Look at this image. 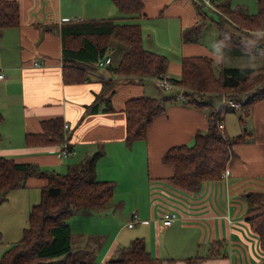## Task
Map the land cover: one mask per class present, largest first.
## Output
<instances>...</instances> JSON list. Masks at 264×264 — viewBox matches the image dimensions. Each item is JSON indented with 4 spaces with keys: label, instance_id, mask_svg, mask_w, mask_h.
Segmentation results:
<instances>
[{
    "label": "crops",
    "instance_id": "crops-1",
    "mask_svg": "<svg viewBox=\"0 0 264 264\" xmlns=\"http://www.w3.org/2000/svg\"><path fill=\"white\" fill-rule=\"evenodd\" d=\"M17 1L20 25L4 29L0 36V74H4L0 78V111L4 114L0 156L35 163L43 168L40 170H54L66 160L58 154L62 144L27 143V134L41 133L42 121L53 117L69 124L65 129L73 155L67 159V171L101 151L96 178L115 181L116 189L109 208L82 210L69 219L78 246L84 237L99 245L96 254L87 250L83 258L76 255L82 264H104L135 238H142L162 264H264V250L248 222L251 213L246 198L249 192L264 193V99L254 104L243 129L224 120L226 137L233 136L224 170L228 175L207 181L195 194L182 191L170 182L175 167L164 162L163 156L170 147L189 145L198 131H206L210 113L191 103L171 104L154 118L147 137L130 146L125 142L126 102L155 94L154 80L117 75L110 68L114 66V49L100 59L110 57L111 63L87 69L84 81H75L79 74L75 68L68 81L64 78L68 68L62 27L72 23L68 21H120L125 16L114 0ZM192 1L144 0V12L135 19L143 29L144 47L169 58L165 77L180 78L186 56L207 55L216 61L221 57L204 53L206 45L201 40L185 41V31L200 20ZM80 40L75 39L72 47H78ZM127 49L124 47L123 54ZM106 99L111 100V108ZM239 135L240 141L234 142ZM41 183L38 177H29L26 187L11 191L0 206L4 249L22 238L30 208L41 199ZM185 199L192 201V206L174 208L180 211L178 219L164 225L157 202L188 204ZM135 212L137 222L129 227ZM214 242L221 247V256L188 262L208 254ZM78 246L73 247L75 253Z\"/></svg>",
    "mask_w": 264,
    "mask_h": 264
},
{
    "label": "trees",
    "instance_id": "trees-1",
    "mask_svg": "<svg viewBox=\"0 0 264 264\" xmlns=\"http://www.w3.org/2000/svg\"><path fill=\"white\" fill-rule=\"evenodd\" d=\"M256 2L257 13H250L247 7L241 5L232 8L231 0H223L216 4L218 7L216 22L220 33L228 35L226 38L234 37L232 42L236 47L234 49H238L237 53H242L243 50L248 52L252 45V40L243 34L264 35V0ZM114 3L126 15L125 18H121L125 19L123 22L117 18L68 21L72 23L62 27L63 57L68 68L64 75L66 81L69 80L71 74L69 72L74 68L79 70V74L74 76L75 81H84L87 76L86 70L96 68L102 61L100 59L108 54L112 37L129 45L118 64L110 67L115 73L140 77L142 78L140 80L144 81L165 76L169 58L144 47L142 26L135 21L144 12V0H114ZM195 3L197 8L202 7V4L196 1ZM20 20L19 2L0 0V30L18 26ZM198 22L185 31L186 42L201 39L203 25L200 22L201 25L197 24ZM237 31L242 36L237 34ZM75 39H81L78 47H72ZM217 40L219 45L223 44L221 35ZM253 49L252 52L259 53L263 52L264 47L261 43H256ZM215 62L213 57L207 55L186 56L182 59L181 77L170 79L184 87L183 94L188 103L206 108L221 99L224 93H233L231 98L245 99L243 114L249 116L254 104L264 99V65L223 66L219 73H216ZM195 91L200 93L199 96ZM244 92L246 95L239 98L237 93ZM174 97L176 96L160 99L139 96L128 99L124 109L127 117L125 142L131 146L136 141L146 138L154 118L165 112L167 104L173 101ZM105 101L111 108V100ZM226 109L230 108L222 106L210 112L208 129L198 131L192 145H176L166 151L163 161L175 167L174 175L170 178L174 187L188 193H197L207 181L222 178L232 151V143L228 139L227 143L224 142L223 136L227 137L224 130L219 128V125L224 123L221 114ZM3 120L4 114L0 111V127ZM66 124L61 117L43 120L41 133L27 134L28 145L63 146L66 140L70 141L69 133L66 132L69 127L66 128ZM241 138L242 135L237 136L234 142H239ZM2 140L0 128V145ZM69 145L72 148L71 143ZM101 156L99 151L69 166L66 172L40 170L35 163L18 162L13 158L0 156V206L11 191L26 187L29 177L36 176L42 181L41 199L30 208L28 225L23 231L22 238L3 251L0 264H64V260L68 264H82L73 251L74 234L69 219L82 210L110 207L116 182L96 178V162ZM246 198L248 211L251 213L248 218L250 229L264 250V193L249 192ZM2 239L3 232L0 230V243ZM216 243L218 242L213 243L208 254L189 258L188 262L195 263L202 259L221 256V247L219 248ZM104 264H162V261L151 254L142 238H135L129 245L118 249Z\"/></svg>",
    "mask_w": 264,
    "mask_h": 264
},
{
    "label": "rangeland",
    "instance_id": "rangeland-1",
    "mask_svg": "<svg viewBox=\"0 0 264 264\" xmlns=\"http://www.w3.org/2000/svg\"><path fill=\"white\" fill-rule=\"evenodd\" d=\"M195 1L197 3L202 4V7H200V8L195 7V8H196L197 12L201 11L200 12L201 17H200V20H199V18H198V20L203 25L202 26L203 27V34H202V38L200 40H201L202 44L206 45V48H205L206 52H204V53L211 55V56H213V54L215 55L217 53L221 56L220 59L217 60L214 64V69H215L216 73H219V71L221 70V68L223 66H239V67H261L262 66L263 67V65H264V50H263V52H259V53H254L252 51L254 50L253 47L256 43L257 44L261 43V46L264 47V35L252 34L249 36V35L243 34L244 37L252 40L251 41L252 45L250 48H248V52H247V50L246 51L243 50L242 53H237L236 50H238V49H234L236 47H234L233 42H232V40H234V37L233 38H226V37H228V35L224 36L222 34V32L220 33V29H219L218 24L216 22L218 19V13H217L218 7L216 4H218L220 1L219 0H193L192 2H194V6H195ZM239 5L247 7L248 10L250 11V13H257L258 12V5H257L256 0H231V7L232 8H234L236 6L238 7ZM123 15L126 16L125 14H123ZM120 21L123 22L124 20L121 19ZM126 21L131 22L132 20H126ZM199 22L197 24H200ZM194 24H195V22L194 23L192 22L191 26H193ZM1 31H3V29L0 30V36L2 34ZM236 33L240 34L242 36V34L239 31H237ZM220 35H221V39L223 40L222 42L225 45H223V44L219 45L218 44L217 39ZM235 39L238 40L239 42H242V40H239L237 37H235ZM115 43H119L123 47L117 48L114 45ZM241 45H242V43H241ZM124 47H129V45L126 43L118 41L115 37L111 38V47H110L108 52H111L112 49H114L116 51L115 53L112 52V54L115 58L113 65L118 64L119 57L124 52V50H123ZM117 75H120V74H117ZM120 76H122L124 78H135V79H139V80L142 79L140 77L127 76V75H123V74H121ZM170 78L171 77H165V76H158V77L150 78V80L153 79L154 82L153 81H149V82H153L155 84V88L157 89V91L155 92V94L149 93V95H147V96L164 99L166 97L173 96V94H174V96H176V97H174L173 101H171L167 104V107H169V105L174 104L176 102H179L181 104L186 103L185 105L190 104L187 101H182V99H180V94L182 93V91H184V87L180 86L176 83H173ZM159 79H161V81H159V83H158ZM164 79L169 82V84H170L169 89H166V87H164L162 85L159 86V84L164 83ZM195 93L197 94V96H199L198 94H200L197 91H195ZM231 94L233 95V93H231ZM231 94L224 93L223 95L231 96ZM237 94H238L239 98H241L242 96L244 97L246 95L245 92L244 93H237ZM177 97H178V99H177ZM259 97H260V94H259ZM188 100L192 101L190 98H188ZM244 101H245V99H244ZM221 107H222L221 99H218L214 102V104L212 106L206 107V108H204V110H206L207 113H210L212 110L214 111V110L220 109ZM243 113H245L243 110L241 113V111H238V110L226 109L225 111L222 112L221 115H222V118H224V120L226 122L231 123V124L233 122H236V124L241 126L242 123L243 124L247 123V119H248V116L244 115ZM242 116H243V118H242ZM243 128H244V126L240 127V129H243ZM232 137L233 136H229V139H228V138H225L223 136V139L225 140L224 142L227 143L229 141L232 143V141H233ZM226 139H228V141ZM193 143H194V141L189 145H192ZM71 156H69V157H71ZM68 158H65L66 160H62L60 165L56 166L54 168V170L60 171V172L67 171V165L69 164V162L67 160ZM40 169H43V168L40 167ZM48 170L51 171L53 169L50 168ZM227 175L228 174L225 171L221 179H224ZM185 200H188V199H185ZM188 201H190V200H188ZM175 202H176V200L159 201V202H157L158 209L162 212L163 210L169 209V208H178L179 209V207H180V209L181 208H187L188 209L192 206V201H190L188 204L183 203L182 201H178L177 202L178 205ZM80 242H81V244L78 246L77 239L74 240V246L79 247L76 250V255H79L80 258H83L82 255H83V253H86L87 250H90L92 253L94 252L95 254L98 252L99 245H96L95 243H93L92 240H90V239L86 240L84 237V238L80 239ZM85 243H86V245L82 246V244H85ZM5 245H6V242H3V240H2V242L0 243V251L2 250V252H3L5 250L4 249ZM83 248H84V250H83ZM63 262H64V264H68L67 262H65V260Z\"/></svg>",
    "mask_w": 264,
    "mask_h": 264
},
{
    "label": "built area",
    "instance_id": "built-area-1",
    "mask_svg": "<svg viewBox=\"0 0 264 264\" xmlns=\"http://www.w3.org/2000/svg\"><path fill=\"white\" fill-rule=\"evenodd\" d=\"M110 63H111L110 57H108L105 60H102L100 62L101 65H108ZM3 76H4V74L1 73L0 78H2ZM159 81H161V79L158 80V83H159ZM160 85L166 87V89H169V87H170L169 82L165 79H164V83L159 84V86ZM180 98L182 100L186 99L184 94H183V91L180 94ZM221 103H222V106H224V107H228V108L233 109V110L241 111L243 109L244 100L238 99V98L235 99V98H231L230 96L223 95L221 98ZM65 127L68 128L69 127L68 124H66ZM219 128L223 131L225 128V124L221 123L219 125ZM69 144H70V141L66 140V142L63 144V146L58 150V154L62 159L68 158L69 156H71L73 154V150ZM179 213L180 212L174 208H169V209L163 210L161 213V218L163 220L164 225H166V226L172 225L178 219ZM137 219H138V214L135 212L132 216V220L128 223V226L133 227L134 224L136 223Z\"/></svg>",
    "mask_w": 264,
    "mask_h": 264
}]
</instances>
